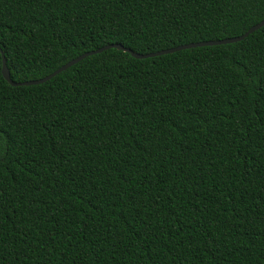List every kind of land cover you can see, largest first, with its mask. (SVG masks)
Masks as SVG:
<instances>
[{
	"label": "trees",
	"instance_id": "trees-1",
	"mask_svg": "<svg viewBox=\"0 0 264 264\" xmlns=\"http://www.w3.org/2000/svg\"><path fill=\"white\" fill-rule=\"evenodd\" d=\"M263 19L264 0H0V51L18 83ZM1 60L0 264H264V26L31 86Z\"/></svg>",
	"mask_w": 264,
	"mask_h": 264
},
{
	"label": "water",
	"instance_id": "water-1",
	"mask_svg": "<svg viewBox=\"0 0 264 264\" xmlns=\"http://www.w3.org/2000/svg\"><path fill=\"white\" fill-rule=\"evenodd\" d=\"M262 26H264V19L261 22H259V23L255 24L254 26H252L251 28H249L241 36H237V37H233V38H226V39H222V40L189 43V44H184V45H180V46H177V47H173V48H169V49H165V50H161V51H157V52L149 53V54H137V53L131 51L130 49L124 48V47H122L120 45H117V44L107 45V46H104V47L99 48L97 50L84 53V54L72 59L71 61H69L66 64L62 65L57 70H55L54 72H52L51 74H49L48 76H46L44 78H41V79H38V80H32V81L18 82V83L13 82L10 79L9 71H8V68H7V65H6V60H5L4 56H3V53L0 51L1 59H2L1 60V74H2L3 78L5 79V81L8 82L11 86H14V87H16V86L37 85V84H42V83L48 81L49 79H51L52 77H54L58 73L66 70L67 68H69L72 65L78 63L82 59H84V58H86L88 56L97 54V53H101L102 51H105V50L110 49V48H117V49L123 50V51L129 53L133 58H136V59H147V58L161 56V55L174 53V52H177V51L190 49V48H195V47L216 46V45H224V44L236 43V42H239V41L243 40L249 34L253 33L256 30H258Z\"/></svg>",
	"mask_w": 264,
	"mask_h": 264
}]
</instances>
